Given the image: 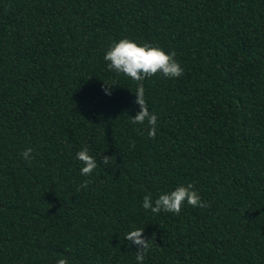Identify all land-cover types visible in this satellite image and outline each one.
<instances>
[{"label": "trees", "instance_id": "1", "mask_svg": "<svg viewBox=\"0 0 264 264\" xmlns=\"http://www.w3.org/2000/svg\"><path fill=\"white\" fill-rule=\"evenodd\" d=\"M124 38L184 69L143 81L155 139ZM188 183L208 207L142 208ZM135 229L143 264H264V0H0V264H137Z\"/></svg>", "mask_w": 264, "mask_h": 264}, {"label": "clouds", "instance_id": "2", "mask_svg": "<svg viewBox=\"0 0 264 264\" xmlns=\"http://www.w3.org/2000/svg\"><path fill=\"white\" fill-rule=\"evenodd\" d=\"M176 53L173 51L166 54L163 49L152 47L145 43L138 45L135 41L128 38L121 39L118 43L112 44L104 55V60L108 62L107 67L116 73H122L137 82L135 91L134 103L139 106L137 114L131 118L132 124L144 125L145 121L149 126L148 135L155 139L157 130V115L149 111L145 99V87L143 81L147 78L155 76L157 73L162 74L166 78H178L183 75L184 69L175 59ZM112 86L105 85L104 91L107 95H111L110 89ZM132 147L135 142H132ZM25 161L31 163L34 159L32 149L27 148L22 154ZM76 159L83 164L80 169V174L83 176H91L96 170L97 160L89 154V149L85 146L82 150L76 153ZM112 157L103 156V164L109 165ZM91 183L90 180H85L81 184V188H87ZM187 203L192 207L206 208L208 204L201 199L200 194L192 183L180 185L175 190L159 195L153 200L151 194L143 196L142 208L150 210L152 213H160L161 211L179 214L183 205ZM144 229H135L125 234V239L133 242L138 251L135 253L137 264H143L145 254L150 248L148 239L144 238L142 233ZM57 264H69L66 258H61Z\"/></svg>", "mask_w": 264, "mask_h": 264}]
</instances>
